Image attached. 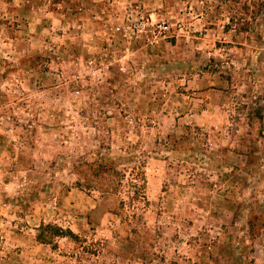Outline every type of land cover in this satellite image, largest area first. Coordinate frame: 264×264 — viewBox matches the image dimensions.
I'll return each instance as SVG.
<instances>
[{"label": "rangeland", "instance_id": "rangeland-1", "mask_svg": "<svg viewBox=\"0 0 264 264\" xmlns=\"http://www.w3.org/2000/svg\"><path fill=\"white\" fill-rule=\"evenodd\" d=\"M0 264H264V0H0Z\"/></svg>", "mask_w": 264, "mask_h": 264}, {"label": "trees", "instance_id": "trees-1", "mask_svg": "<svg viewBox=\"0 0 264 264\" xmlns=\"http://www.w3.org/2000/svg\"><path fill=\"white\" fill-rule=\"evenodd\" d=\"M109 165H98L97 166V170L98 172H108ZM114 173V171H112ZM89 182L87 181V183L85 184L86 186H88ZM99 187L102 190V193L107 192L108 188H112V185L110 183L107 184V186L103 187L101 184L99 185ZM115 187V186H114ZM133 192V191H132ZM65 233V230L57 227V226H52L49 224L46 225H41L40 229H39V233L37 235V239L43 241V242H49V240H51V238L53 236H60L63 235ZM69 233V231H68Z\"/></svg>", "mask_w": 264, "mask_h": 264}, {"label": "built area", "instance_id": "built-area-1", "mask_svg": "<svg viewBox=\"0 0 264 264\" xmlns=\"http://www.w3.org/2000/svg\"><path fill=\"white\" fill-rule=\"evenodd\" d=\"M146 25H147V21L144 20L143 17H139V19L136 22H134L130 25L131 26L130 29H131L132 33L135 35V37L139 38L143 34L146 33ZM159 28L160 29H158V32H159V34H161L167 29V26L166 25H160ZM151 36L154 38L157 37L155 30L152 31ZM149 41H150V39H149Z\"/></svg>", "mask_w": 264, "mask_h": 264}]
</instances>
